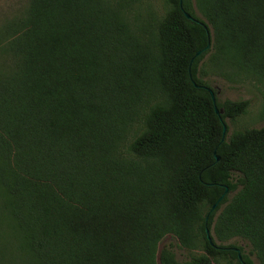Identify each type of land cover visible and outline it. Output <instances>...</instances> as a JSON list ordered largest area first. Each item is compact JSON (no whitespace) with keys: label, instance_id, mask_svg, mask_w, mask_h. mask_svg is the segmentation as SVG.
<instances>
[{"label":"trees","instance_id":"1","mask_svg":"<svg viewBox=\"0 0 264 264\" xmlns=\"http://www.w3.org/2000/svg\"><path fill=\"white\" fill-rule=\"evenodd\" d=\"M208 76L264 80V0H164L154 24L31 0L1 27L0 264H254L234 239L264 264V127L224 134L250 103Z\"/></svg>","mask_w":264,"mask_h":264},{"label":"rangeland","instance_id":"2","mask_svg":"<svg viewBox=\"0 0 264 264\" xmlns=\"http://www.w3.org/2000/svg\"><path fill=\"white\" fill-rule=\"evenodd\" d=\"M31 0H0V28L9 21L24 16ZM123 5L124 11L133 22L151 23L158 20L163 14L164 0L138 1V0H113ZM154 20V21H153ZM204 78V77H203ZM211 88L217 92L219 102L248 101L250 103L247 113L235 121L227 120L228 136L237 130L263 128L264 127V80L251 77L238 82H229L221 77L208 76L205 79ZM234 194H230L232 198ZM227 244L241 247L245 254L249 255L254 264H258L257 258L252 254V247L242 239L231 240ZM171 249L180 262L189 261L191 258L202 254L201 251H188L181 247L179 242L172 238H165L160 249ZM8 248L4 242H0V255L9 259ZM10 262L8 264H11ZM215 264H226V260L215 261Z\"/></svg>","mask_w":264,"mask_h":264},{"label":"water","instance_id":"3","mask_svg":"<svg viewBox=\"0 0 264 264\" xmlns=\"http://www.w3.org/2000/svg\"><path fill=\"white\" fill-rule=\"evenodd\" d=\"M186 17H187L188 19H193V18L191 17V15L188 14V13L186 14ZM206 29H207V28H206ZM207 31H208V29H207ZM209 47H210V45H208L207 49H209ZM200 54H201V52L197 53L196 56H199ZM209 91H210V93H211V95H212V98H213V101H214V104H215V110H216V113H217V114H223L224 111H223L222 109H219V108L217 107V105H216V99H215V97H214V92H213L211 89H209ZM226 130H227V125H226V123H224V134H225ZM223 140H224V139H223ZM215 155H216V152H215ZM217 161H219V157H218V156H217ZM223 198H224V195L219 199L218 203H219ZM218 203H217V204H218ZM217 204L214 205L212 211L217 207ZM212 211H211V212H212ZM211 212H210V214H211ZM207 220H208V218H207ZM206 231H207V238H208L209 242L213 245V241H212V237H211L210 231H209L208 229H207ZM235 250L239 253V257L241 258L240 251H239L238 249H235Z\"/></svg>","mask_w":264,"mask_h":264}]
</instances>
